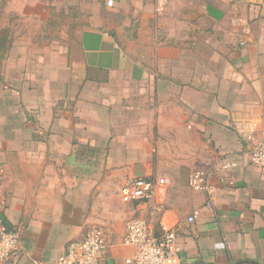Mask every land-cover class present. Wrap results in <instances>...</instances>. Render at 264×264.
<instances>
[{
  "label": "crops",
  "instance_id": "crops-1",
  "mask_svg": "<svg viewBox=\"0 0 264 264\" xmlns=\"http://www.w3.org/2000/svg\"><path fill=\"white\" fill-rule=\"evenodd\" d=\"M167 1L84 0L75 42L36 69L0 33V213L20 237L2 264L54 263L93 229L102 264H126L133 219L174 229L181 264H264V0H169L162 22ZM137 178L152 199H124Z\"/></svg>",
  "mask_w": 264,
  "mask_h": 264
},
{
  "label": "built area",
  "instance_id": "built-area-1",
  "mask_svg": "<svg viewBox=\"0 0 264 264\" xmlns=\"http://www.w3.org/2000/svg\"><path fill=\"white\" fill-rule=\"evenodd\" d=\"M164 1L162 2L163 7ZM255 143L250 154L251 164L264 169V123L259 140L250 138ZM235 163H226L225 168L234 167ZM189 186L196 191H205L212 195L215 189L208 183L205 173H194L189 179ZM156 183L145 178H137L124 191L126 201H148L155 194ZM212 207V203L208 204ZM195 217H190L193 223ZM20 237L14 231H8L0 224V264L6 262L18 249ZM124 245L135 249V257L127 259L126 264H181V248L177 243L176 231L162 224L157 235L151 223L141 219H133L127 225ZM107 251V243L99 229H93L81 241L71 242L56 262L34 264H102Z\"/></svg>",
  "mask_w": 264,
  "mask_h": 264
},
{
  "label": "rangeland",
  "instance_id": "rangeland-1",
  "mask_svg": "<svg viewBox=\"0 0 264 264\" xmlns=\"http://www.w3.org/2000/svg\"><path fill=\"white\" fill-rule=\"evenodd\" d=\"M167 1V0H166ZM84 0H0V33L12 31V54L19 55L12 66L30 64L41 68L50 61V56L66 54L67 48L76 40L79 33L80 7ZM77 5V6H75ZM169 0L159 17L168 22ZM77 10V11H76ZM166 11V13H165ZM6 30H2L5 29ZM0 48H2L0 46ZM7 46H5V49ZM5 68L9 65L7 60ZM2 70V68L0 67ZM1 73V72H0Z\"/></svg>",
  "mask_w": 264,
  "mask_h": 264
},
{
  "label": "trees",
  "instance_id": "trees-1",
  "mask_svg": "<svg viewBox=\"0 0 264 264\" xmlns=\"http://www.w3.org/2000/svg\"><path fill=\"white\" fill-rule=\"evenodd\" d=\"M0 224L4 226L8 231H13L11 224L3 213H0Z\"/></svg>",
  "mask_w": 264,
  "mask_h": 264
}]
</instances>
